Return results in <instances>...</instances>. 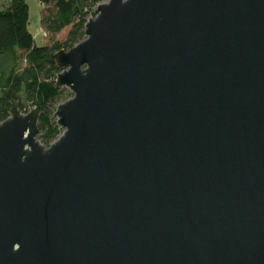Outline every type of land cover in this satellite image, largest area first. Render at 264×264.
<instances>
[{"label":"water","instance_id":"obj_1","mask_svg":"<svg viewBox=\"0 0 264 264\" xmlns=\"http://www.w3.org/2000/svg\"><path fill=\"white\" fill-rule=\"evenodd\" d=\"M83 35L60 137L0 123V264H264V0H103Z\"/></svg>","mask_w":264,"mask_h":264},{"label":"trees","instance_id":"obj_2","mask_svg":"<svg viewBox=\"0 0 264 264\" xmlns=\"http://www.w3.org/2000/svg\"><path fill=\"white\" fill-rule=\"evenodd\" d=\"M36 1L42 6L39 26L47 38L41 47L34 45L26 29L27 7L23 0H9L0 10V123L9 117L12 102L22 114L38 109L36 139L47 148L62 134L53 117L55 108L71 98L67 89L55 86L59 70L51 57L84 40V25L103 0ZM67 27L64 40L54 41Z\"/></svg>","mask_w":264,"mask_h":264},{"label":"rangeland","instance_id":"obj_3","mask_svg":"<svg viewBox=\"0 0 264 264\" xmlns=\"http://www.w3.org/2000/svg\"><path fill=\"white\" fill-rule=\"evenodd\" d=\"M9 0L0 1V10L6 7ZM27 7V24L26 29L31 35L33 43L36 47L44 46L47 43V38L39 26V14L42 6L36 0H23ZM69 27L63 29L58 35L54 37V41L61 42L64 40Z\"/></svg>","mask_w":264,"mask_h":264}]
</instances>
